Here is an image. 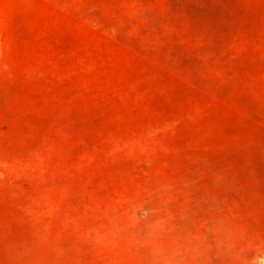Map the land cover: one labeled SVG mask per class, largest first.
<instances>
[{"label": "rangeland", "instance_id": "obj_1", "mask_svg": "<svg viewBox=\"0 0 264 264\" xmlns=\"http://www.w3.org/2000/svg\"><path fill=\"white\" fill-rule=\"evenodd\" d=\"M242 4L0 0V264H264Z\"/></svg>", "mask_w": 264, "mask_h": 264}, {"label": "crops", "instance_id": "obj_2", "mask_svg": "<svg viewBox=\"0 0 264 264\" xmlns=\"http://www.w3.org/2000/svg\"><path fill=\"white\" fill-rule=\"evenodd\" d=\"M242 1L244 5V12L241 13L242 16H246V23L250 24H262L264 25V0H239ZM230 8V0H228ZM226 5H224L225 7Z\"/></svg>", "mask_w": 264, "mask_h": 264}]
</instances>
